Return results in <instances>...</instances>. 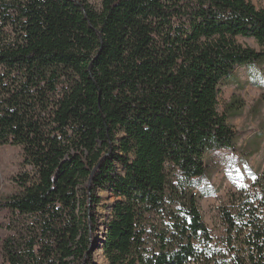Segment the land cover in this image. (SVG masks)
Wrapping results in <instances>:
<instances>
[{
  "label": "trees",
  "instance_id": "obj_1",
  "mask_svg": "<svg viewBox=\"0 0 264 264\" xmlns=\"http://www.w3.org/2000/svg\"><path fill=\"white\" fill-rule=\"evenodd\" d=\"M239 36L264 46L253 0H0V145L25 167L0 197L2 264H83L96 242L108 264H264V168L247 166L264 133L242 148L241 103L219 109L238 68L261 81ZM222 164L253 181L217 238L199 179ZM97 188L115 197L102 240Z\"/></svg>",
  "mask_w": 264,
  "mask_h": 264
},
{
  "label": "rangeland",
  "instance_id": "obj_2",
  "mask_svg": "<svg viewBox=\"0 0 264 264\" xmlns=\"http://www.w3.org/2000/svg\"><path fill=\"white\" fill-rule=\"evenodd\" d=\"M102 1L89 0L97 9L102 7ZM253 2L258 7H264V0H253ZM238 40L242 44L251 46L259 51L264 50V46H261L254 38L239 36ZM260 66L262 71L259 70L258 72L262 73H259L257 78L261 79V81L252 79V74L249 73L247 67H240L236 70V76L221 86L219 109L222 113L228 114L226 110L233 100H238L241 103V109L237 111V114H231L229 122L242 135L239 142L242 148L253 144L254 140L260 138L261 134L264 133V101L262 102L264 96V64ZM221 153L225 154L226 151L222 150ZM212 156L215 157L216 155ZM23 161V150L21 147L0 145V197H6L17 190L15 178L25 169ZM247 166L255 170L264 168V138L258 152L248 157ZM247 166L241 164L239 166L240 171H238L236 166L231 169L230 166L222 164L211 178L206 173L199 179L202 185L208 186V189L217 190L216 194L201 197L200 200L204 219L211 233L217 238L222 237L224 234L219 207L228 201L230 193L236 191L240 185H248L253 181V178L243 177L247 174ZM118 169L120 170V166H118ZM202 191L201 186L198 189V193L201 194ZM96 193L100 198L95 210L98 218L97 233L99 239L102 240L106 231L104 222L108 220V216L111 214L115 197L107 189L97 188ZM6 215L5 211L0 210V264H2L1 241L7 234V230L4 227ZM83 264H108L98 242L93 245L92 261H85Z\"/></svg>",
  "mask_w": 264,
  "mask_h": 264
}]
</instances>
